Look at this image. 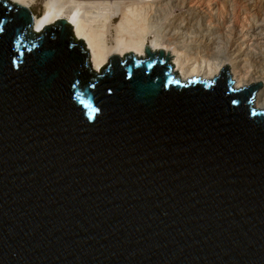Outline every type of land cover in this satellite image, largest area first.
I'll use <instances>...</instances> for the list:
<instances>
[{"label": "water", "instance_id": "95a60500", "mask_svg": "<svg viewBox=\"0 0 264 264\" xmlns=\"http://www.w3.org/2000/svg\"><path fill=\"white\" fill-rule=\"evenodd\" d=\"M31 27L0 0V264H264L262 82Z\"/></svg>", "mask_w": 264, "mask_h": 264}, {"label": "bare ground", "instance_id": "6f19581e", "mask_svg": "<svg viewBox=\"0 0 264 264\" xmlns=\"http://www.w3.org/2000/svg\"><path fill=\"white\" fill-rule=\"evenodd\" d=\"M37 1L8 0L30 10L34 32L69 23L95 72L112 54L143 58L146 46L162 49L183 82L214 80L225 66L234 89L262 82L251 100L264 111V0H44L36 15Z\"/></svg>", "mask_w": 264, "mask_h": 264}, {"label": "rangeland", "instance_id": "374dc122", "mask_svg": "<svg viewBox=\"0 0 264 264\" xmlns=\"http://www.w3.org/2000/svg\"><path fill=\"white\" fill-rule=\"evenodd\" d=\"M43 3L44 0H38L37 3L31 8L32 12L36 15H39L41 13Z\"/></svg>", "mask_w": 264, "mask_h": 264}]
</instances>
